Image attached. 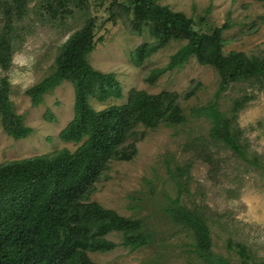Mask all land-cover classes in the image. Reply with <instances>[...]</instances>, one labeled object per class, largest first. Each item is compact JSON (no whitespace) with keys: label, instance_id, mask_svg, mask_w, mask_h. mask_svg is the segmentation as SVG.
<instances>
[{"label":"rangeland","instance_id":"obj_1","mask_svg":"<svg viewBox=\"0 0 264 264\" xmlns=\"http://www.w3.org/2000/svg\"><path fill=\"white\" fill-rule=\"evenodd\" d=\"M150 2L183 28L141 16L131 0H0V48L11 53L8 69L0 59V89L6 79L14 113L32 130L16 138L0 107V255L28 243L46 200L80 217L69 235L78 209L110 226L97 238L112 248L85 250L93 264H209L196 232L172 217L176 206L205 221L213 256L264 264V0ZM85 31L87 69L63 64ZM193 40L197 50L173 60ZM211 108L238 150L215 135ZM82 147L91 162L70 164L67 180L48 169ZM43 162L48 180L62 183L52 195Z\"/></svg>","mask_w":264,"mask_h":264},{"label":"trees","instance_id":"obj_2","mask_svg":"<svg viewBox=\"0 0 264 264\" xmlns=\"http://www.w3.org/2000/svg\"><path fill=\"white\" fill-rule=\"evenodd\" d=\"M61 4V1H58V5ZM131 5L134 11L143 17L147 15V10H150V12L155 14L154 18L159 20L161 23L166 25L168 22H170V25L173 29H178L179 27L183 28V21H181V16H174L171 13L169 14V12L157 11V13H155L152 9L150 0H131ZM52 6L53 5H51V7ZM52 9L54 10L55 8ZM92 33L93 32L91 31L81 32L80 35H84L82 38H73L77 43H79L76 44V47L70 46L69 48H67V51L65 50V54L63 56V64H71L72 60V62H77L85 70L87 69V67L85 66V53L89 48L86 43H88L89 40H92ZM196 47V41H191L173 57V60L177 58L186 59L195 50H197L195 49ZM1 49L2 48H0V59L2 61L3 68L6 70L10 65L11 53L5 55V52H2ZM237 56L238 60L242 61V64L249 63V59L246 58L244 54L240 53ZM173 66L174 65L172 64V66L170 67ZM242 66V68L245 67L244 65ZM62 72H68V67L63 66ZM62 72L58 74L57 78H54L49 85L48 81H45L32 89L30 91V94L34 96L38 93L43 92L48 87L54 86L56 83H59L63 75ZM241 73H243V71H241ZM259 74H262L264 76V70H260ZM253 75H255V70L252 72V74H250V76L248 75V78L252 77ZM1 83L2 88L0 89V107L6 125L16 138L19 139L26 137L32 130L30 127L25 126L22 123L21 116L14 113L7 90L9 84L6 79H3ZM80 104L81 102H79L78 108H82V105ZM213 108H211L210 110V115L211 117H213V120H215L217 125L215 127V135H221L219 131L222 130V132H224V136H221L222 139L232 148L238 150L239 147L237 141L235 137L229 132L228 121L223 120L220 114L216 110H213ZM221 127L224 129H220ZM64 152L66 155V162H63L64 159L63 161L60 159L61 161H59L58 164L51 165V168L48 169L52 170L53 168H56L57 175H61V177H64V179L66 180L71 176V171L76 169L70 167V164L73 165L75 161L91 162V156L84 153L83 147L74 155H70L68 151ZM46 167V163L43 162L41 163L39 168L41 171V176H43L48 182V184H45L42 187L45 193L52 195L51 192L53 190L50 188V186H61L62 183H60L59 181L55 182L54 179L48 180V178H50V175H47ZM34 173V171L31 172V174ZM54 195L51 197L54 198ZM48 205L49 203L45 200L44 206L40 207V210L37 212V216L35 217L33 224L28 227V243L18 245L14 248L5 249L3 254L0 255L1 261L5 262L6 264H93L86 257L85 250L95 249L107 251L113 247L110 246L111 244H109L104 239L99 240L97 238V236L105 234V232L110 228V226L107 225L104 220L98 219L94 222L89 223V221L84 218L88 216V210L78 209L82 214L81 224L78 225V228L75 230L73 235H69L67 234L69 232V229L76 226V224L78 223L77 221H79L80 217H75L74 214L71 213V210L65 206H59L58 204H55V207L50 208V206ZM170 213L176 221L185 224L196 232V235L198 237L199 251L203 253V257L209 264H229L226 259L215 257L209 251L211 246L209 228L201 217L181 206L172 207L170 209ZM114 226L115 228H120L116 222L114 223ZM19 234V230L10 231V235L12 237H17ZM135 243L136 240H132L129 244L131 246L137 245ZM238 248L240 257L244 260H247L249 256L246 248L244 246H239Z\"/></svg>","mask_w":264,"mask_h":264}]
</instances>
